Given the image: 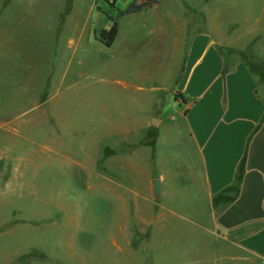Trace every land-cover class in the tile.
I'll use <instances>...</instances> for the list:
<instances>
[{
    "label": "rangeland",
    "instance_id": "1",
    "mask_svg": "<svg viewBox=\"0 0 264 264\" xmlns=\"http://www.w3.org/2000/svg\"><path fill=\"white\" fill-rule=\"evenodd\" d=\"M44 2L39 18L21 0L0 20V156L8 165L0 166V264H214L197 227L167 215L146 229V208L152 220L159 215L140 205L160 173L132 147L141 137L124 129L143 116L149 89L139 66L155 33L162 49H186L206 34L243 50L264 97V0Z\"/></svg>",
    "mask_w": 264,
    "mask_h": 264
},
{
    "label": "crops",
    "instance_id": "2",
    "mask_svg": "<svg viewBox=\"0 0 264 264\" xmlns=\"http://www.w3.org/2000/svg\"><path fill=\"white\" fill-rule=\"evenodd\" d=\"M15 1L21 0H0V20ZM26 4L24 12L39 18L44 0ZM153 38L139 66L149 89L143 116L124 129L141 137L132 147L146 152L148 164L160 173L150 178V192L140 205L155 206L159 215L152 220L146 208L151 212L146 229L152 231L171 215L204 231L214 264H264V97L241 57L244 51L222 49L206 34L194 36L186 49L158 48V33ZM115 85L142 89L122 81ZM176 93L182 101L175 100ZM149 136L152 140L146 143ZM137 153L133 156L140 157ZM2 155L0 166H8ZM103 164L95 161L106 177ZM154 180L161 183L158 200ZM1 181L0 187L6 183Z\"/></svg>",
    "mask_w": 264,
    "mask_h": 264
},
{
    "label": "trees",
    "instance_id": "3",
    "mask_svg": "<svg viewBox=\"0 0 264 264\" xmlns=\"http://www.w3.org/2000/svg\"><path fill=\"white\" fill-rule=\"evenodd\" d=\"M145 7H140L137 8L136 10L133 11H129L126 14L127 15H134V14H138L139 12H141ZM115 32H116V28L112 29V33H110L109 35H105L104 38H102L101 43L106 47V48H110L111 45L114 43V39H115ZM175 100L176 101H182V96L179 93L175 94Z\"/></svg>",
    "mask_w": 264,
    "mask_h": 264
},
{
    "label": "water",
    "instance_id": "4",
    "mask_svg": "<svg viewBox=\"0 0 264 264\" xmlns=\"http://www.w3.org/2000/svg\"><path fill=\"white\" fill-rule=\"evenodd\" d=\"M152 185V191H153V195L155 200L159 199L160 193H161V183L158 180H155L151 183Z\"/></svg>",
    "mask_w": 264,
    "mask_h": 264
},
{
    "label": "built area",
    "instance_id": "5",
    "mask_svg": "<svg viewBox=\"0 0 264 264\" xmlns=\"http://www.w3.org/2000/svg\"><path fill=\"white\" fill-rule=\"evenodd\" d=\"M106 2H108V3H114L116 0H105Z\"/></svg>",
    "mask_w": 264,
    "mask_h": 264
}]
</instances>
